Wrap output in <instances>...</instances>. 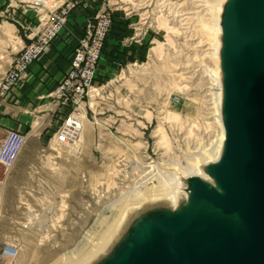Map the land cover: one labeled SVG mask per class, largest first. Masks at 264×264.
Returning <instances> with one entry per match:
<instances>
[{"label": "rangeland", "instance_id": "1", "mask_svg": "<svg viewBox=\"0 0 264 264\" xmlns=\"http://www.w3.org/2000/svg\"><path fill=\"white\" fill-rule=\"evenodd\" d=\"M33 1L0 0V31L31 27L36 36L58 12L66 17L58 34L74 14L84 24L81 36L102 15L111 25L92 88L73 105L83 117L74 147L56 142L70 109L53 97L62 109L48 137L28 131L37 154L23 150L11 168L0 165V264H53L73 254L115 200L149 178V166L159 176L160 167L198 155L219 134L214 83L205 73L214 53L202 27L212 26L211 3Z\"/></svg>", "mask_w": 264, "mask_h": 264}, {"label": "water", "instance_id": "2", "mask_svg": "<svg viewBox=\"0 0 264 264\" xmlns=\"http://www.w3.org/2000/svg\"><path fill=\"white\" fill-rule=\"evenodd\" d=\"M217 26L216 156L129 206L85 264H264V0H221Z\"/></svg>", "mask_w": 264, "mask_h": 264}, {"label": "crops", "instance_id": "3", "mask_svg": "<svg viewBox=\"0 0 264 264\" xmlns=\"http://www.w3.org/2000/svg\"><path fill=\"white\" fill-rule=\"evenodd\" d=\"M32 21L30 18L29 22ZM6 26L3 25V29H9V34L0 31V79L9 70L16 54L35 36L31 27L21 34L15 27ZM83 30L84 24L79 17L72 15L64 32L53 39L47 53L29 66L11 95L0 97V141L9 130L19 132L27 137L21 152L24 150L31 156L37 154L38 141L32 139L35 135L28 131H45L47 138L53 130L62 109L53 93L69 68L73 49Z\"/></svg>", "mask_w": 264, "mask_h": 264}, {"label": "built area", "instance_id": "4", "mask_svg": "<svg viewBox=\"0 0 264 264\" xmlns=\"http://www.w3.org/2000/svg\"><path fill=\"white\" fill-rule=\"evenodd\" d=\"M33 4L42 7L46 0H34ZM64 15V12L50 13L41 31L16 55L9 70L0 79V97L10 96L29 66L40 55L49 51L53 38L65 26ZM110 25V19L102 15L94 26L88 27L79 37L72 52L69 68L54 91L53 97L62 106L70 109L56 132L57 144H73L83 129V117L73 105L81 103L92 88L97 62ZM25 142V135L13 130L7 131L0 142V165L6 169L11 168L16 163Z\"/></svg>", "mask_w": 264, "mask_h": 264}, {"label": "bare ground", "instance_id": "5", "mask_svg": "<svg viewBox=\"0 0 264 264\" xmlns=\"http://www.w3.org/2000/svg\"><path fill=\"white\" fill-rule=\"evenodd\" d=\"M220 1L221 0L204 1V3L206 4L211 3L209 15L211 18L212 26H202L203 29H205L204 32L206 34L207 40L209 42L211 41L212 43L210 47L212 52L214 53V56L210 57L212 61V68H205V73L208 75L211 82L214 83L212 89V97L214 104L213 109L216 113L215 121L219 128L217 139L213 142L212 145H210L208 149H202L198 155L192 156L191 158L184 155V159L182 160V162H178V164H174L172 166L166 165L164 167H160L159 176H154V174L157 172V168L155 166H149L150 169L148 167L149 170L146 172L149 178L141 181L139 185H135L136 187L134 186L132 189H130L132 191L129 190L130 192L128 191V193L121 195L118 199L115 200L114 204H112L109 208L108 214L102 215L101 219L95 226L94 230L91 232L90 236L82 243V246L78 248L76 252L69 256L58 259L53 264H85L91 257H93L96 253H98L105 247L109 239L114 234L115 230L118 228V225L127 212L129 206L140 205L144 201L158 195H171L173 189L172 186L175 183V169L180 170L182 174L196 173L197 165L199 163L216 156L219 143L223 138V130L218 118L217 80L215 79L216 75L218 74L216 61L217 40L215 33L218 32L217 13L220 9ZM58 145L65 146L66 148L74 147L72 145Z\"/></svg>", "mask_w": 264, "mask_h": 264}]
</instances>
